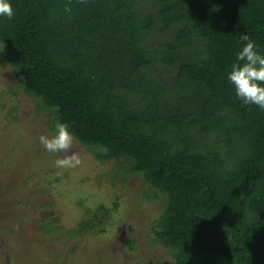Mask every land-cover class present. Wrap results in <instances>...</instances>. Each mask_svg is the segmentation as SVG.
<instances>
[{
  "label": "trees",
  "instance_id": "trees-1",
  "mask_svg": "<svg viewBox=\"0 0 264 264\" xmlns=\"http://www.w3.org/2000/svg\"><path fill=\"white\" fill-rule=\"evenodd\" d=\"M9 2L4 65L38 116L164 197L154 242L175 264H264V109L228 80L243 35L264 55V0Z\"/></svg>",
  "mask_w": 264,
  "mask_h": 264
},
{
  "label": "rangeland",
  "instance_id": "rangeland-1",
  "mask_svg": "<svg viewBox=\"0 0 264 264\" xmlns=\"http://www.w3.org/2000/svg\"><path fill=\"white\" fill-rule=\"evenodd\" d=\"M1 54L0 264H175L154 242L164 197L149 199L154 194L138 176L126 181L123 166L99 161L96 149L77 140L82 164L55 168L70 153L41 145L40 135H51L54 125L48 114L37 115L38 100L26 95ZM101 205L111 211L104 232L74 238L86 212Z\"/></svg>",
  "mask_w": 264,
  "mask_h": 264
},
{
  "label": "clouds",
  "instance_id": "clouds-1",
  "mask_svg": "<svg viewBox=\"0 0 264 264\" xmlns=\"http://www.w3.org/2000/svg\"><path fill=\"white\" fill-rule=\"evenodd\" d=\"M84 3L85 0H80ZM14 10L9 0H0V16L11 19ZM245 45L236 53V61L231 66L228 80L234 85L237 97L245 105H257L264 109V55H261L254 41L243 35ZM39 141L51 153H70L54 161V167L61 170L75 169L82 164L81 156L73 151L75 137L69 125L58 120L54 122L51 135H40Z\"/></svg>",
  "mask_w": 264,
  "mask_h": 264
}]
</instances>
